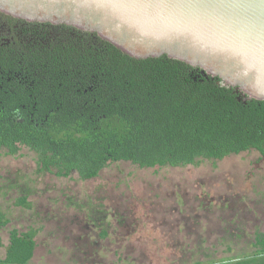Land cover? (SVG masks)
Instances as JSON below:
<instances>
[{
	"label": "trees",
	"instance_id": "trees-1",
	"mask_svg": "<svg viewBox=\"0 0 264 264\" xmlns=\"http://www.w3.org/2000/svg\"><path fill=\"white\" fill-rule=\"evenodd\" d=\"M23 149L35 154L36 174L82 181L116 162L163 168L264 156V100L245 101L182 60L132 57L96 32L0 12V155ZM20 191L15 206L31 208V191ZM10 222L0 209V230ZM38 231L11 229L0 264H30ZM249 247L194 264H264V232Z\"/></svg>",
	"mask_w": 264,
	"mask_h": 264
},
{
	"label": "rangeland",
	"instance_id": "rangeland-1",
	"mask_svg": "<svg viewBox=\"0 0 264 264\" xmlns=\"http://www.w3.org/2000/svg\"><path fill=\"white\" fill-rule=\"evenodd\" d=\"M36 169L27 149L0 155V209L11 219L0 230V258L13 228L39 230L30 264L219 261L250 251L264 232V156L256 150L197 166L116 162L85 181ZM20 189L31 191V208L15 206Z\"/></svg>",
	"mask_w": 264,
	"mask_h": 264
},
{
	"label": "water",
	"instance_id": "water-1",
	"mask_svg": "<svg viewBox=\"0 0 264 264\" xmlns=\"http://www.w3.org/2000/svg\"><path fill=\"white\" fill-rule=\"evenodd\" d=\"M129 2L0 0V12L96 32L132 57L167 55L218 77L245 101L264 100V0H139L146 7L122 6Z\"/></svg>",
	"mask_w": 264,
	"mask_h": 264
},
{
	"label": "snow or ice",
	"instance_id": "snow-or-ice-1",
	"mask_svg": "<svg viewBox=\"0 0 264 264\" xmlns=\"http://www.w3.org/2000/svg\"><path fill=\"white\" fill-rule=\"evenodd\" d=\"M123 7H128V8H142L146 7V5H143L142 3L139 2V0H132V2H129L127 4L122 5ZM165 5L162 4H153L151 7H164Z\"/></svg>",
	"mask_w": 264,
	"mask_h": 264
}]
</instances>
